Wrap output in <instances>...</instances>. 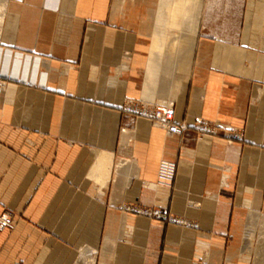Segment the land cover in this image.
<instances>
[{"label":"crops","instance_id":"0c3cea01","mask_svg":"<svg viewBox=\"0 0 264 264\" xmlns=\"http://www.w3.org/2000/svg\"><path fill=\"white\" fill-rule=\"evenodd\" d=\"M8 4L0 216L15 225L0 230V264H251L264 216V0ZM126 100L171 101L176 123L223 130L167 135L123 114Z\"/></svg>","mask_w":264,"mask_h":264},{"label":"built area","instance_id":"2783aa9c","mask_svg":"<svg viewBox=\"0 0 264 264\" xmlns=\"http://www.w3.org/2000/svg\"><path fill=\"white\" fill-rule=\"evenodd\" d=\"M121 112L125 115L147 120L152 125L163 129L167 135H175L183 139H190L193 137L192 134L196 137L204 135L213 136L216 135L218 131L223 130L218 125H211L201 120H197L191 127L185 125L184 123H176L174 120V103L171 101L162 103H147L142 101L126 100L121 106ZM237 137L241 139L242 135L240 134ZM174 173V164L163 161L160 164L159 169V182L170 185L173 180ZM122 211L155 221L167 222L170 220L169 217L159 210L140 207L135 204L123 205ZM14 225L15 220L12 216L7 214H2L0 216V230L5 228L12 229Z\"/></svg>","mask_w":264,"mask_h":264},{"label":"rangeland","instance_id":"374dc122","mask_svg":"<svg viewBox=\"0 0 264 264\" xmlns=\"http://www.w3.org/2000/svg\"><path fill=\"white\" fill-rule=\"evenodd\" d=\"M5 1H6V6H8L9 8V4H8L9 0H5ZM251 252H252L251 264H264V216L261 218L260 229L258 231V234L253 240Z\"/></svg>","mask_w":264,"mask_h":264},{"label":"bare ground","instance_id":"6f19581e","mask_svg":"<svg viewBox=\"0 0 264 264\" xmlns=\"http://www.w3.org/2000/svg\"><path fill=\"white\" fill-rule=\"evenodd\" d=\"M5 8H6V1L0 0V24L2 23V19L5 13Z\"/></svg>","mask_w":264,"mask_h":264}]
</instances>
